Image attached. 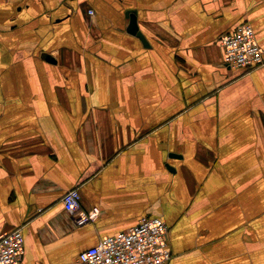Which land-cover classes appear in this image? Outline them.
I'll list each match as a JSON object with an SVG mask.
<instances>
[{
    "label": "crops",
    "instance_id": "0c3cea01",
    "mask_svg": "<svg viewBox=\"0 0 264 264\" xmlns=\"http://www.w3.org/2000/svg\"><path fill=\"white\" fill-rule=\"evenodd\" d=\"M242 23L252 69L222 63ZM74 188L94 222L63 210ZM143 217L167 264H264V0H0V237L81 264Z\"/></svg>",
    "mask_w": 264,
    "mask_h": 264
},
{
    "label": "built area",
    "instance_id": "2783aa9c",
    "mask_svg": "<svg viewBox=\"0 0 264 264\" xmlns=\"http://www.w3.org/2000/svg\"><path fill=\"white\" fill-rule=\"evenodd\" d=\"M88 15H93L89 10ZM218 44L222 63L232 69H252L261 66L263 54L255 31L248 23L239 24L233 31L221 35ZM63 210L78 216L77 226L94 222L99 209L81 213L78 189L67 191L61 198ZM167 226L158 218L143 217L132 228L103 237L99 242L78 255L81 264H167L171 252L167 243ZM23 238L20 230L0 237V264H21Z\"/></svg>",
    "mask_w": 264,
    "mask_h": 264
},
{
    "label": "water",
    "instance_id": "95a60500",
    "mask_svg": "<svg viewBox=\"0 0 264 264\" xmlns=\"http://www.w3.org/2000/svg\"><path fill=\"white\" fill-rule=\"evenodd\" d=\"M128 31L131 32V33H135L137 31V27H136V24H135V19H134L133 16H131V20H130V25H129ZM42 56H43V58L46 61L54 63V60L52 59V57L50 55L43 54Z\"/></svg>",
    "mask_w": 264,
    "mask_h": 264
},
{
    "label": "rangeland",
    "instance_id": "374dc122",
    "mask_svg": "<svg viewBox=\"0 0 264 264\" xmlns=\"http://www.w3.org/2000/svg\"><path fill=\"white\" fill-rule=\"evenodd\" d=\"M89 11V10H88Z\"/></svg>",
    "mask_w": 264,
    "mask_h": 264
}]
</instances>
